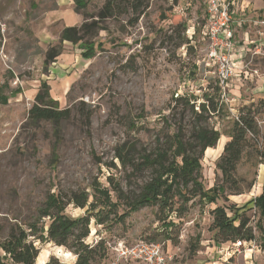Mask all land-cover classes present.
Masks as SVG:
<instances>
[{
  "label": "rangeland",
  "instance_id": "rangeland-1",
  "mask_svg": "<svg viewBox=\"0 0 264 264\" xmlns=\"http://www.w3.org/2000/svg\"><path fill=\"white\" fill-rule=\"evenodd\" d=\"M105 1L79 0L78 7L75 0H0V88L8 98L0 104V242L15 225L31 222L51 193L67 199L88 194L86 208L70 204L65 213L90 218L85 244L103 243L106 255L95 264H146L122 260L116 251L142 243L159 245L168 264H264V216L256 205L264 193V160L259 157L264 146V27L258 25L264 20V0H226L235 2L230 7L234 55L243 62L226 89L218 85L201 34L207 0H149L134 25L131 14L103 20L100 26L106 30L87 35L96 46L64 42L62 54L45 68L46 54L60 44L62 31L97 20ZM87 51L89 58L84 57ZM45 83L58 107L71 111L60 128L28 121ZM178 97L194 100L195 112L201 104H217L220 113L200 117L175 102ZM244 108L256 115L261 135L235 174L242 194L227 191L215 203L196 197L186 207L176 198L173 208L180 210L173 213L158 204L133 211L118 198L117 186L131 199L140 196L155 175L140 165L142 158L169 150L180 126L184 141L192 143L199 127L219 131L217 146L204 152L199 175L204 188L212 189L221 180L217 164L233 122ZM119 147L135 166L115 157ZM96 188L109 192L110 200L100 198ZM217 208L229 217L238 212L248 218L254 241L242 240L240 248L234 240L225 241L213 225ZM43 221L47 236L51 221ZM35 245L40 249L36 264L52 257L62 264L77 260L73 248L48 241ZM0 255L5 256L1 249Z\"/></svg>",
  "mask_w": 264,
  "mask_h": 264
},
{
  "label": "trees",
  "instance_id": "trees-1",
  "mask_svg": "<svg viewBox=\"0 0 264 264\" xmlns=\"http://www.w3.org/2000/svg\"><path fill=\"white\" fill-rule=\"evenodd\" d=\"M75 1L79 7V0ZM148 5L149 0H106L97 20L85 22L79 28L68 27L62 31L60 44L56 48L50 49L46 54L45 68L54 63L62 54L61 45L64 42L80 43L85 47L96 46L91 38H87V35L97 36L100 31L106 30L100 26L103 20L116 14H131L133 15L131 24L134 25L148 8ZM179 27L184 32L186 31L185 25L181 24ZM98 47L102 49L103 44L99 43ZM88 56L87 51L84 53V57L89 58ZM207 101L210 102L208 99ZM7 102L8 98L3 94V88H0V104H7ZM175 102L182 103L186 108L195 112L196 103L194 100L178 97ZM220 110L221 108L217 104H213V106L201 104L195 114L200 117L206 113L216 115L220 113ZM70 117V109H60L57 102L52 99L47 84H42L35 104L29 111L28 121L33 125L39 124L41 121L50 122L55 128H60L63 122L69 120ZM182 129L180 126L173 133L172 140L170 138L169 150H159L153 155H145L142 158L143 161L140 165L143 168H152L155 175L153 180L143 187L138 198L131 199L125 196L118 186L114 190L117 192L118 198L123 200L130 210L138 211L143 207L158 204L162 211L173 213L180 210V208L178 210L173 208L176 198L181 200L183 207H186L191 199L196 197H200L206 203H215L227 191L235 195L242 194L235 174L245 151L254 147L252 142H256L257 145L261 135L256 115L251 109H242L239 117L234 120L229 142L225 145L217 164L221 180L209 190H206L200 181L201 159L207 149L217 146L220 133L214 129L199 127L195 132V142L192 143L184 141ZM197 148H200L198 152L196 151ZM115 157L121 162L135 166L133 160H129V155L124 147L117 149ZM259 157L264 160V146L261 147ZM95 190L104 201L110 200L109 192L97 188ZM88 200V194L82 196L74 194L67 199L61 193H51L45 204L38 210V215L31 222L15 225L10 230L8 237L0 242V249L5 254V256L0 255V264H7L3 259L9 260L13 264H36L40 254V249L35 245L37 241H48L59 247L73 248L74 254L77 256L75 264H95L97 259L104 258L106 255L103 243H98L94 247L85 244V240L90 234V218L83 216L74 219L65 213L70 204L82 209L86 208ZM256 205L261 209L262 216H264V193L256 199ZM213 213L215 215L213 225L225 241L234 240L233 243H236L237 240L241 242L242 240L254 241V232L249 227L248 218L239 216L238 212H234L229 217L226 211L221 208L215 209ZM46 218H49L51 222L48 226L47 236H44L45 225L43 220ZM261 230L264 233V230ZM46 264L62 263L52 257Z\"/></svg>",
  "mask_w": 264,
  "mask_h": 264
},
{
  "label": "built area",
  "instance_id": "built-area-1",
  "mask_svg": "<svg viewBox=\"0 0 264 264\" xmlns=\"http://www.w3.org/2000/svg\"><path fill=\"white\" fill-rule=\"evenodd\" d=\"M233 1L207 0V17L201 34L207 39V57L215 68L218 85L226 89L228 83L236 75L235 41L233 17L230 10ZM258 25L264 27V20ZM240 248L241 241L234 244ZM120 259L125 261L145 262L146 264H168V256L159 245L142 243L132 248L121 247L116 250Z\"/></svg>",
  "mask_w": 264,
  "mask_h": 264
},
{
  "label": "crops",
  "instance_id": "crops-1",
  "mask_svg": "<svg viewBox=\"0 0 264 264\" xmlns=\"http://www.w3.org/2000/svg\"><path fill=\"white\" fill-rule=\"evenodd\" d=\"M206 3H207V1H206ZM235 3V2H234ZM234 3H233V5H234ZM232 13H233V11H232ZM241 20H239L238 22H236V23H238L239 25H241V22H240ZM260 35L263 37L264 36V33L262 32V33H260ZM235 63H236V65H237V68H241V66H243V62H242V56L240 55V56H236L235 57Z\"/></svg>",
  "mask_w": 264,
  "mask_h": 264
},
{
  "label": "bare ground",
  "instance_id": "bare-ground-1",
  "mask_svg": "<svg viewBox=\"0 0 264 264\" xmlns=\"http://www.w3.org/2000/svg\"><path fill=\"white\" fill-rule=\"evenodd\" d=\"M223 150V149H222ZM209 151H210V148H209ZM211 151H213L212 149H211ZM57 247V246H56ZM61 250V249H60ZM58 255V254H57ZM68 257V256H67Z\"/></svg>",
  "mask_w": 264,
  "mask_h": 264
}]
</instances>
